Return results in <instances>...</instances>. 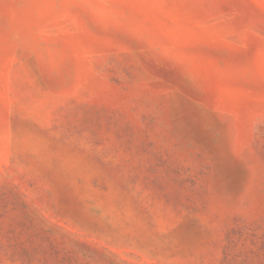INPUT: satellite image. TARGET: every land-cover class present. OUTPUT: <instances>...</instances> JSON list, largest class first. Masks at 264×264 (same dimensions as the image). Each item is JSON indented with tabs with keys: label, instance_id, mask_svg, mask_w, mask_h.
<instances>
[{
	"label": "rangeland",
	"instance_id": "374dc122",
	"mask_svg": "<svg viewBox=\"0 0 264 264\" xmlns=\"http://www.w3.org/2000/svg\"><path fill=\"white\" fill-rule=\"evenodd\" d=\"M0 264H264V0H0Z\"/></svg>",
	"mask_w": 264,
	"mask_h": 264
}]
</instances>
